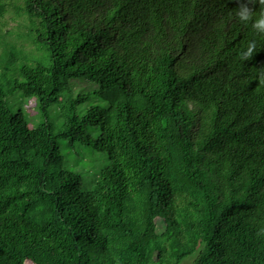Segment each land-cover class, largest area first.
<instances>
[{
	"label": "trees",
	"instance_id": "obj_1",
	"mask_svg": "<svg viewBox=\"0 0 264 264\" xmlns=\"http://www.w3.org/2000/svg\"><path fill=\"white\" fill-rule=\"evenodd\" d=\"M239 3L0 0L17 17L0 54V264H264V34Z\"/></svg>",
	"mask_w": 264,
	"mask_h": 264
},
{
	"label": "rangeland",
	"instance_id": "obj_2",
	"mask_svg": "<svg viewBox=\"0 0 264 264\" xmlns=\"http://www.w3.org/2000/svg\"><path fill=\"white\" fill-rule=\"evenodd\" d=\"M14 18H15L14 12L9 10L7 14L0 20V27H2L3 29V35L1 39L2 44L0 45V54H2L4 51V45L5 46L6 44L10 45L15 39L14 33L9 34V32H7L8 29L13 30L15 25L17 24V17L15 19ZM12 81H13L12 72H9L5 84L7 86L8 102L10 106L14 111L21 110L25 114L27 120L30 121L31 127L38 124L40 121L43 120V117L39 111L36 100L34 98L33 99L25 98L20 91L15 89ZM70 82L73 84L74 94H77L78 92L81 91L85 93H91L95 89V85L87 80L71 79ZM94 97H95L94 94H92L90 96L89 101L94 100ZM57 110H58V105L56 103L49 110V118L53 121L59 120L57 115ZM62 145L67 149V143L62 142ZM79 150H83L85 152L87 157H89L90 162H92L93 159L95 160L94 154L96 153L84 148L83 149L80 148ZM68 151L69 150L67 149L63 152L64 154H67ZM196 255L197 253H193L192 255L187 256L179 264H192L194 259L196 258Z\"/></svg>",
	"mask_w": 264,
	"mask_h": 264
},
{
	"label": "clouds",
	"instance_id": "obj_3",
	"mask_svg": "<svg viewBox=\"0 0 264 264\" xmlns=\"http://www.w3.org/2000/svg\"><path fill=\"white\" fill-rule=\"evenodd\" d=\"M258 4V8L251 5ZM234 15L245 23H250L255 32L264 34V0H240L239 6L234 9ZM257 52V42L250 40L247 46L241 49L239 55L242 60L248 61Z\"/></svg>",
	"mask_w": 264,
	"mask_h": 264
}]
</instances>
